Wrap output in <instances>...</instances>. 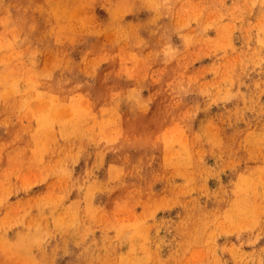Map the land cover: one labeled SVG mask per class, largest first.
I'll use <instances>...</instances> for the list:
<instances>
[{"label":"rangeland","instance_id":"obj_1","mask_svg":"<svg viewBox=\"0 0 264 264\" xmlns=\"http://www.w3.org/2000/svg\"><path fill=\"white\" fill-rule=\"evenodd\" d=\"M0 264H264V0H0Z\"/></svg>","mask_w":264,"mask_h":264}]
</instances>
